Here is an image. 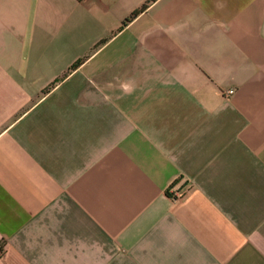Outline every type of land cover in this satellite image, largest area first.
Returning <instances> with one entry per match:
<instances>
[{"label": "crops", "instance_id": "1", "mask_svg": "<svg viewBox=\"0 0 264 264\" xmlns=\"http://www.w3.org/2000/svg\"><path fill=\"white\" fill-rule=\"evenodd\" d=\"M0 264H264V0H0Z\"/></svg>", "mask_w": 264, "mask_h": 264}, {"label": "built area", "instance_id": "2", "mask_svg": "<svg viewBox=\"0 0 264 264\" xmlns=\"http://www.w3.org/2000/svg\"><path fill=\"white\" fill-rule=\"evenodd\" d=\"M169 191L171 192V194L175 197H179L180 193L172 188H169Z\"/></svg>", "mask_w": 264, "mask_h": 264}, {"label": "trees", "instance_id": "3", "mask_svg": "<svg viewBox=\"0 0 264 264\" xmlns=\"http://www.w3.org/2000/svg\"><path fill=\"white\" fill-rule=\"evenodd\" d=\"M144 6V5H143ZM138 11H135V12H133L132 14H131V16L132 15H135L136 13H137ZM127 19H125V21H126ZM77 63H78V61L77 62H75L73 65H72V67H74V66H76L77 65Z\"/></svg>", "mask_w": 264, "mask_h": 264}]
</instances>
